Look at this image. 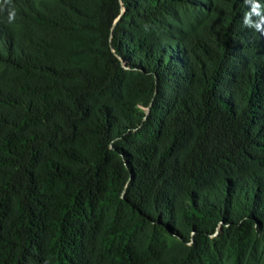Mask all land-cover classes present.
I'll return each instance as SVG.
<instances>
[{
	"label": "trees",
	"instance_id": "trees-1",
	"mask_svg": "<svg viewBox=\"0 0 264 264\" xmlns=\"http://www.w3.org/2000/svg\"><path fill=\"white\" fill-rule=\"evenodd\" d=\"M247 12L264 25V0H0V264H264Z\"/></svg>",
	"mask_w": 264,
	"mask_h": 264
},
{
	"label": "clouds",
	"instance_id": "clouds-1",
	"mask_svg": "<svg viewBox=\"0 0 264 264\" xmlns=\"http://www.w3.org/2000/svg\"><path fill=\"white\" fill-rule=\"evenodd\" d=\"M10 2H11V0H5V3H10ZM245 3H248V0H245ZM259 10H260V5H257V8L254 11L256 14H259ZM251 15H252V13H249V12L245 13L244 24L249 28H254L256 31L264 33V25L254 23L250 18ZM15 17H16L15 9L14 8L9 9L8 13H7L8 22L9 23L14 22Z\"/></svg>",
	"mask_w": 264,
	"mask_h": 264
}]
</instances>
